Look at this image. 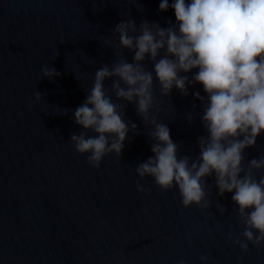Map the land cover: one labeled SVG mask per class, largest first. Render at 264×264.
Listing matches in <instances>:
<instances>
[{
  "label": "water",
  "instance_id": "1",
  "mask_svg": "<svg viewBox=\"0 0 264 264\" xmlns=\"http://www.w3.org/2000/svg\"><path fill=\"white\" fill-rule=\"evenodd\" d=\"M158 4L0 0V264H202L201 255L208 264H264V243H249L247 251L233 244L243 239L244 225L232 194L217 195L214 177L205 178L203 208L184 207L175 187L162 190L151 177L137 175L136 164L153 153L134 102L118 101L124 119L137 126L120 156L107 153L96 168L69 140L83 130L73 110L95 71L121 55L132 60V52L115 49L112 29L128 19L137 26L143 20L162 27L174 23V10L161 11ZM145 63L152 68L151 61ZM42 65L59 75L43 76ZM111 82L106 79L105 87ZM186 87L188 95L173 87L162 96L154 82L152 111L170 129L178 155L194 159L196 138L207 133L201 101L192 93L206 94L199 83ZM244 153L245 167L247 159L264 154V132ZM137 183L146 191H138Z\"/></svg>",
  "mask_w": 264,
  "mask_h": 264
},
{
  "label": "clouds",
  "instance_id": "2",
  "mask_svg": "<svg viewBox=\"0 0 264 264\" xmlns=\"http://www.w3.org/2000/svg\"><path fill=\"white\" fill-rule=\"evenodd\" d=\"M158 8L173 9L175 22L162 27L143 20L137 26L128 19L114 26L115 49L132 52V60L121 55L95 71L85 99L73 110L72 119L83 130L69 140L96 168L105 154L120 156L128 132L137 126L124 119V105L118 101L134 102L149 128L153 153L136 164L137 175L151 177L162 190L175 187L184 207L203 208L208 207L205 178L214 177L217 195L232 194L244 225L243 239L232 242L247 251L249 243H264V175L253 171L264 170V154L247 159L246 167L243 163L244 150L264 132V0H159ZM41 73L59 75L49 65H42ZM108 78L110 88L104 85ZM154 82L162 96L173 87L188 95L186 84L202 85L206 96L198 91L192 95L201 101L200 120L207 134L196 138L199 154L194 159L178 155L170 129L152 111ZM34 96L41 99L39 91ZM136 187L146 191L139 183ZM199 259L208 264V256Z\"/></svg>",
  "mask_w": 264,
  "mask_h": 264
}]
</instances>
